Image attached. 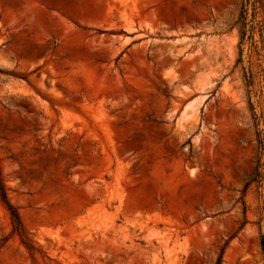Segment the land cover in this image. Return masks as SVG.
Listing matches in <instances>:
<instances>
[{"label":"rangeland","instance_id":"374dc122","mask_svg":"<svg viewBox=\"0 0 264 264\" xmlns=\"http://www.w3.org/2000/svg\"><path fill=\"white\" fill-rule=\"evenodd\" d=\"M0 264H264V0H0Z\"/></svg>","mask_w":264,"mask_h":264},{"label":"trees","instance_id":"16d2710c","mask_svg":"<svg viewBox=\"0 0 264 264\" xmlns=\"http://www.w3.org/2000/svg\"><path fill=\"white\" fill-rule=\"evenodd\" d=\"M4 199H6V197H4ZM6 203H7V204H8V206H9V203H8L7 201H6ZM14 216L16 217L17 215H15V214H14Z\"/></svg>","mask_w":264,"mask_h":264}]
</instances>
